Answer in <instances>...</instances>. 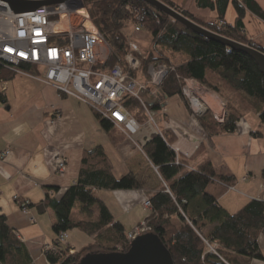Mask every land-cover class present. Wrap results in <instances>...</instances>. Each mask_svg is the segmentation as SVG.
Listing matches in <instances>:
<instances>
[{
    "label": "trees",
    "instance_id": "1",
    "mask_svg": "<svg viewBox=\"0 0 264 264\" xmlns=\"http://www.w3.org/2000/svg\"><path fill=\"white\" fill-rule=\"evenodd\" d=\"M161 1L216 33L264 51V46L250 39L244 30L247 11L264 17V11L255 0H215L209 6L215 5L219 13L211 22L197 19L171 0ZM83 2L93 24L111 49L102 66L104 70L115 65L127 69L129 37L126 28L130 24H140L142 31L151 34L154 50L142 53L140 49L137 57L141 66L132 73L135 77H148V68L155 62H164L169 67L163 82L145 92L150 111L162 110L174 95L185 97V80L194 79L225 102L227 114L223 122L218 121L210 109L199 115L209 138L235 131L238 120L251 112L260 113L264 123V73L248 53L198 34L142 0ZM230 2L237 13L233 23L225 19ZM128 6L138 7L140 18ZM33 67L31 64L20 65L21 70ZM16 73L0 61V81L12 80ZM153 89L155 96H151ZM123 102L140 123L147 122L148 115L137 99L125 95ZM186 105L193 112L187 98ZM92 109L104 130L110 131L115 126ZM161 131L163 135L154 132L142 145L150 162L158 168L163 186L148 197L149 213L138 225L146 223L150 231L145 232L160 238L174 264H250L253 258L264 259L257 243L259 235L264 234V200L254 199L237 212H228L218 204V199L235 183L236 177L217 173L208 158L192 166L190 161L196 159L203 146L200 145L190 157L182 156L173 148L177 139L175 133L171 129ZM138 187L139 180L132 171L120 177L114 175L112 161L102 145L86 150L76 182L62 198L57 199L48 192L43 201L53 213L56 233L53 240L56 249L44 252L48 263L76 264L92 252H128L131 247L129 231L98 190ZM29 205L28 201L26 207ZM72 230H79L91 239L75 253L70 252ZM61 232L68 233L65 243L57 240ZM207 241L217 243V253L209 249ZM0 264H35L7 224L5 214L0 215Z\"/></svg>",
    "mask_w": 264,
    "mask_h": 264
},
{
    "label": "crops",
    "instance_id": "2",
    "mask_svg": "<svg viewBox=\"0 0 264 264\" xmlns=\"http://www.w3.org/2000/svg\"><path fill=\"white\" fill-rule=\"evenodd\" d=\"M171 1L204 22L218 18L216 6H209L215 0ZM255 1L264 11V0ZM236 16L230 2L225 19L233 23ZM244 25L250 39L264 46V17L247 11ZM128 27L132 33L133 24ZM137 35L152 40L148 32L142 31L134 37ZM191 81L189 87L203 101L204 111L210 109L223 122L221 118L225 119L227 114L225 102L198 81ZM3 85L6 89L1 92ZM153 113L161 130L171 129L175 133L173 148L178 154L190 157L203 146L196 159L190 161L192 166L208 158L217 173L236 177L235 183L219 197L221 207L235 213L251 200H264V123L260 113L245 115L236 123L235 131L211 138L199 121L202 113L188 110L186 97L174 95L165 108ZM144 124L134 135L117 125L110 131L104 130L90 105L45 81L43 69L37 66L17 72L12 80L0 81V152L10 150L6 160L0 161V215L5 214L7 224L35 264L37 259L49 264L43 248L47 243L53 244L56 238L53 213L43 201L48 192L62 198L76 182L86 150L102 145L116 177L129 171L136 174L138 188L98 190L125 228L128 231L135 228L149 213L145 201L162 188L163 181L158 168L142 149L156 127L148 122ZM62 160L66 162L64 171L59 170ZM24 200L30 202L27 213L21 205ZM76 231L80 234L69 242L77 249L81 247L77 241L86 244L90 238ZM257 243L264 253L263 233ZM250 264H264V259L253 258Z\"/></svg>",
    "mask_w": 264,
    "mask_h": 264
},
{
    "label": "built area",
    "instance_id": "3",
    "mask_svg": "<svg viewBox=\"0 0 264 264\" xmlns=\"http://www.w3.org/2000/svg\"><path fill=\"white\" fill-rule=\"evenodd\" d=\"M82 2L83 0H65L42 5L34 10L17 12L12 9L8 0H0V61L16 72L21 71L22 63L42 68L45 81L68 95L85 101L103 118L134 135L145 124L140 123L124 104L125 95H130L144 107L148 115L147 122L153 124L156 132L163 135L154 113L148 108L150 101L144 95L149 88L163 82L169 72L168 65L155 62L148 68V77L133 76L132 73L141 66L137 57L140 46L133 36L142 31L140 24H133V31L128 35L127 69L115 65L104 70L102 66L111 49L103 34L93 24ZM128 8L140 18L138 7ZM63 18L66 19L65 23ZM185 81V97L194 112L203 113L205 105L190 89L191 79ZM5 89L6 86L3 85L1 92ZM155 94L156 90L153 89L151 96ZM222 120L224 119L221 118ZM9 153V149L1 151L0 161H5ZM65 166L66 162L62 160L59 170L64 171ZM27 204L28 201L22 202L25 213L28 212ZM145 205L149 207L150 201L146 200ZM146 229L147 224L142 222L129 231V241L132 242ZM67 239L68 233L61 232L57 240L65 243ZM207 244L212 252L217 253V243L211 244L207 241ZM55 249L54 243L44 246V251ZM70 252L72 253L71 250Z\"/></svg>",
    "mask_w": 264,
    "mask_h": 264
},
{
    "label": "water",
    "instance_id": "4",
    "mask_svg": "<svg viewBox=\"0 0 264 264\" xmlns=\"http://www.w3.org/2000/svg\"><path fill=\"white\" fill-rule=\"evenodd\" d=\"M12 9L17 12L34 10L42 5H50L65 0H8ZM147 2L180 22L189 29L209 39L220 42L235 50L248 53L264 73V51L251 45L241 43L234 39L216 33L194 20L185 16L181 11L169 6L161 0H142ZM83 3V2H82ZM76 264H174L173 258L160 238L153 233H142L132 242L126 253L92 252L81 258Z\"/></svg>",
    "mask_w": 264,
    "mask_h": 264
},
{
    "label": "rangeland",
    "instance_id": "5",
    "mask_svg": "<svg viewBox=\"0 0 264 264\" xmlns=\"http://www.w3.org/2000/svg\"><path fill=\"white\" fill-rule=\"evenodd\" d=\"M127 29V31H126V33H127V35H130L131 33H129V31H128V29H129V27H127L126 28ZM134 40L139 44V46H140V49H141V51H142V53H147V52H150V51H153L154 50V47H155V45H154V43H153V41L150 39H145L144 37H141L140 35H137L136 37H134ZM91 108V107H90ZM156 118H157V116H155ZM158 119V118H157ZM156 119V120H157ZM160 125V124H159ZM142 167H144V165L142 164ZM154 178V177H153ZM144 219H145V216H144V218L141 220V221H144ZM137 227V226H136ZM135 227V228H136ZM135 228H132L131 230H134ZM128 230V229H127ZM130 229H129V231H131ZM145 231H150V228L148 227V229H146ZM78 231H76V230H72L71 232H70V235H71V240H75L77 237H78V234H80V233H77ZM144 232V231H143ZM51 233H52V230H51ZM87 238V237H86ZM91 240V239H90ZM77 241V240H76ZM77 245L78 246H83L84 244H82V243H80V242H78L77 241ZM70 250L72 251V253H75V251H76V248L74 247V246H71V248H70ZM43 251H44V248H43ZM42 261V262H41ZM41 261H39L38 259H37V263L38 264H46V263H44V261L43 260H41Z\"/></svg>",
    "mask_w": 264,
    "mask_h": 264
},
{
    "label": "bare ground",
    "instance_id": "6",
    "mask_svg": "<svg viewBox=\"0 0 264 264\" xmlns=\"http://www.w3.org/2000/svg\"><path fill=\"white\" fill-rule=\"evenodd\" d=\"M85 12V11H84ZM65 17V16H64ZM64 23H65V21H66V19L65 18H63V20H62Z\"/></svg>",
    "mask_w": 264,
    "mask_h": 264
}]
</instances>
